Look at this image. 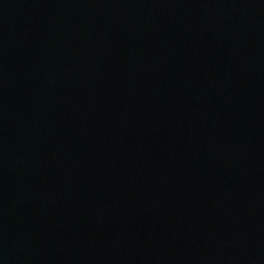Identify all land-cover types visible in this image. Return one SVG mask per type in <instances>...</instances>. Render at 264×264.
Returning a JSON list of instances; mask_svg holds the SVG:
<instances>
[{
  "label": "water",
  "instance_id": "95a60500",
  "mask_svg": "<svg viewBox=\"0 0 264 264\" xmlns=\"http://www.w3.org/2000/svg\"><path fill=\"white\" fill-rule=\"evenodd\" d=\"M0 264H264V0H0Z\"/></svg>",
  "mask_w": 264,
  "mask_h": 264
}]
</instances>
